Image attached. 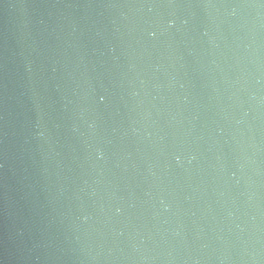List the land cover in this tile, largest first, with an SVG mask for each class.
Masks as SVG:
<instances>
[{"label": "water", "instance_id": "water-1", "mask_svg": "<svg viewBox=\"0 0 264 264\" xmlns=\"http://www.w3.org/2000/svg\"><path fill=\"white\" fill-rule=\"evenodd\" d=\"M0 264H264V0H0Z\"/></svg>", "mask_w": 264, "mask_h": 264}]
</instances>
